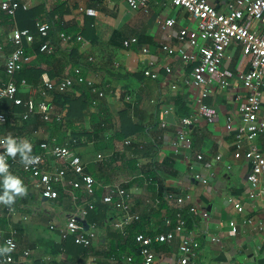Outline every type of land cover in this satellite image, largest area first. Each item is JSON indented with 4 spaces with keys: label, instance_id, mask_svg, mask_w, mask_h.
I'll return each mask as SVG.
<instances>
[{
    "label": "crops",
    "instance_id": "obj_1",
    "mask_svg": "<svg viewBox=\"0 0 264 264\" xmlns=\"http://www.w3.org/2000/svg\"><path fill=\"white\" fill-rule=\"evenodd\" d=\"M20 1L29 5V14L18 12L14 18L0 14L4 44L0 78H5V61L12 50L11 33L15 29L30 30L21 29L23 26L33 27L30 32L34 41L25 48H31L34 42L43 44L38 26L54 17L48 38L55 47L53 53L39 51L36 56L31 52L29 62L19 67L17 77L27 71V78H20V82L26 80L36 91L45 80L60 85L68 78L71 85L63 94H45L54 110L50 122L41 121L37 115L23 120V108L16 107L14 115L9 120L7 117L8 124L1 127L0 139L9 134L17 140L27 139L32 144L31 154H37V147L44 142L63 145L75 141L71 150L80 157L85 173L96 185L93 197L83 190L76 191V204L59 187L58 199L50 201L33 188V179L17 167L16 176L27 187V194L17 197L11 206L5 205L13 208L15 215L0 221L17 246L13 264H44L47 258L55 264H123V257L128 254L120 251L118 238L131 235L135 232L133 227L138 234L152 238L167 234L175 227L178 214L185 222L183 234L171 244L152 245L158 264H170L184 256L185 240L198 245L197 264H264V228L260 225L264 202L256 191L255 198H249L246 178L250 165L234 159L235 130L226 128L228 121L235 127L238 124V108L246 97L241 83L233 79L225 89L210 86L204 99L208 114L197 115L188 128L191 150L172 148L180 120L196 113L203 91L192 82L198 50L188 43L197 37V23L169 0H147L146 10H132L126 0ZM207 1L218 9L223 6L214 0ZM59 3L65 6L57 10ZM55 9L58 12L54 15ZM85 10H93L96 16H88ZM169 19L175 21V26L164 29L162 25ZM253 28L264 33V17L254 22ZM182 30L186 31L184 40L179 39ZM62 33L82 41L64 43L59 38ZM132 38L137 43L125 47L124 42ZM163 45L183 51L195 60L185 62L177 52L168 55L161 50ZM76 68L103 93L102 98L76 82ZM222 68L232 74L249 70L240 47L227 50ZM261 91L260 116L264 117V79ZM20 96L37 101L41 98L40 93L29 96L24 91ZM100 124H105L102 131ZM252 145L264 153V135ZM243 146L246 147L245 141ZM197 155L203 159L197 161ZM216 156H220V161H215ZM53 166L59 168L61 164L47 157L45 168ZM196 174L207 178L208 183L195 180ZM111 184L121 185L128 192L130 214L140 218L124 229L125 236L113 228L122 213L105 204L101 226L87 222L88 211L99 200L102 202L103 187ZM185 195L190 200L182 206L167 200V196ZM238 206L243 209L241 213ZM191 207L198 213H191ZM81 209L86 211L84 223L95 231V238L88 248L68 249L61 233L67 221ZM22 251H30L29 259L21 257ZM134 261L142 264L140 257Z\"/></svg>",
    "mask_w": 264,
    "mask_h": 264
},
{
    "label": "built area",
    "instance_id": "obj_2",
    "mask_svg": "<svg viewBox=\"0 0 264 264\" xmlns=\"http://www.w3.org/2000/svg\"><path fill=\"white\" fill-rule=\"evenodd\" d=\"M176 8L183 9L191 19L197 23V37L190 39L189 44L197 48L198 58L188 56L183 51H175L173 48L163 45L161 50L168 55H173L176 52L180 58L195 64L192 68V82L195 86L203 88L199 98L198 108L196 113L191 118H183L180 120V127L176 134L175 140L172 142V148L175 151H190L192 146L191 138L188 134V128L192 125L193 119L198 115L208 114V107L204 103L207 98L209 88L216 85L221 89H225L230 85L233 79L238 80L242 87L246 90L245 101L239 105V120L235 127L231 121L227 122L226 128L228 131L235 130L236 147L234 152L235 160H244L250 165V170L246 181L250 189L249 198L254 199L257 196L264 202V153L256 146L252 145L255 139L264 135V117L260 116L262 108V85L264 79V33L254 29L253 23L260 22L264 17V0H214L223 4L221 9L208 3L207 0H169ZM128 6L132 10H146L147 0H126ZM29 5L22 3L20 0H0V14H5L10 18H14L19 10L27 11ZM88 16H96L93 10H85ZM51 20L45 21L38 26L37 33L44 39L39 51L51 55L55 47L48 41L49 32L51 29ZM175 26L173 19L166 20L162 25L164 29ZM10 44L12 50L7 56L4 66L5 78H0V128L5 126L7 115L3 110L5 102H11L16 107H22L23 113L21 119L27 120L32 116L37 115L41 121L48 123L54 116L53 106L46 99L45 94L49 91L58 94L65 93L66 89L71 85L70 79H65L62 84L57 85L54 82L45 80L43 87L36 91L35 88L29 86L25 81L17 83L15 76L21 65L29 62V57L25 55V45H31L34 41V36L29 30L15 29L10 36ZM186 31H180V40H184ZM59 38L64 43L73 41H82L80 37H70L65 33L59 35ZM137 43L135 38L124 42L125 47ZM231 46L241 48L242 54L247 58L249 70L232 74L228 70L222 68L227 50ZM4 50L2 42V26L0 22V53ZM146 52V50H143ZM73 73L76 76V82L87 86L90 91L98 98L103 97V93L94 87L93 82L85 79L81 75V70L76 68ZM148 74V73H147ZM153 78L156 76L152 75ZM33 96L34 93H40L41 98L37 101L30 97L23 99L21 92ZM168 114V112H164ZM214 116L210 117L213 119ZM162 126H165L164 124ZM243 141L246 142V147L243 146ZM71 144L57 143H42L40 145L41 152L32 154L38 156L39 161L35 164L25 165L19 156L15 158L6 156L3 147H0V155L6 156V161L9 164V171L16 175V168L29 175L33 179V188L38 191L43 198L50 201L58 199L57 188H61L71 199L73 204L79 201L76 191L83 190L89 197L95 194V181L85 173L83 163L78 155L72 152ZM47 157H51L54 162L61 164V167L45 168ZM100 158V157H99ZM98 158V159H99ZM202 155H197L196 160L201 161ZM215 161H220V156L215 157ZM210 168V165H208ZM227 169H230L228 166ZM73 176L75 180H69L68 177ZM195 180L202 184H207V178H202L198 174L194 176ZM105 194L102 198V203L120 211L122 215L113 223V228L119 231L123 236L124 229L131 224L139 221V216L130 214V195L118 184L104 186ZM168 201H175L179 206L190 200L188 195L182 197L167 196ZM4 210L6 213H4ZM191 213H198L194 207L190 209ZM242 207L238 206L237 211L242 212ZM15 215L13 208L0 204V221L4 218L11 219ZM86 211L78 210L76 214L67 221L65 229L61 233V240L67 241L72 239L74 244L84 248L90 247L95 238V231L86 227L84 220ZM251 221H249V224ZM264 228V219L260 223ZM234 226L233 223L230 224ZM185 230V222L181 215H177V223L175 227L167 234L157 235L155 237L144 236L137 234L134 238V243L138 249V255L141 258L142 264H158L155 252L152 245L156 244H171L176 237L183 234ZM11 241L14 249L6 257H0V264H13L14 256L18 253L14 237L6 235L3 227L0 225V246L6 241ZM184 256L170 264H197L196 250L198 245L190 240L183 242ZM30 251H22L21 257L29 259ZM44 264H55L50 258H47ZM123 264H136L131 255L123 257Z\"/></svg>",
    "mask_w": 264,
    "mask_h": 264
},
{
    "label": "clouds",
    "instance_id": "obj_3",
    "mask_svg": "<svg viewBox=\"0 0 264 264\" xmlns=\"http://www.w3.org/2000/svg\"><path fill=\"white\" fill-rule=\"evenodd\" d=\"M0 147H3L6 156L15 158L19 155L25 165L35 164L39 161L38 156H33L32 144L27 140H17L12 135H7L0 139ZM5 155H0V204L11 206L17 197H23L27 194V187L23 181L9 171V164ZM14 249L12 242L6 241L0 246V257H6Z\"/></svg>",
    "mask_w": 264,
    "mask_h": 264
},
{
    "label": "trees",
    "instance_id": "obj_4",
    "mask_svg": "<svg viewBox=\"0 0 264 264\" xmlns=\"http://www.w3.org/2000/svg\"><path fill=\"white\" fill-rule=\"evenodd\" d=\"M64 6H65V3H59V4H57L56 7H57V10H59V9H62ZM27 11L19 10L18 11L19 13L18 12L17 13L19 15H27V14H29ZM57 12H56V9H55V11H54L53 14L55 15V13H57ZM17 13H16V15H17ZM50 20L54 23L55 18L54 17H52V18L50 17ZM33 25H34V23H33ZM24 28H28L30 30H33V27L32 28H29L27 26L21 27V29H24ZM34 43L35 44L32 45L31 48H27V47L25 48V55L26 56H28V57H29V55L31 56V52L32 53H35L36 56L39 54V49H40V47H41L42 44H41V42H34ZM15 78H17L16 81H18V82H20V80H21L20 78L26 79L27 78V71H25V70L22 71L21 76H19V77H17V74H16ZM24 81L26 82V80H24ZM57 98H61V97H57ZM15 108H16V106L13 105L10 102H5L3 104V110L6 113V115L8 117V120H9V117L10 116H13L14 113H15V111H17V109H15ZM8 122L6 124H8ZM104 125L105 124H100V130L101 131L103 129L102 126H104ZM39 151H40V148L37 147L36 153L38 154ZM99 202L100 203L97 202V204L93 205L92 208L90 209V211H88V213H87V222H88V224H90V225H92L94 227L95 226L96 227L101 226V224H102V218L104 217V213L106 211V206L101 202V200H99ZM172 226H174L173 221H172ZM133 229L135 230V232H132L131 235H129L128 237H125V238H122V237L119 236L120 238H118V240H119V242L121 243V246H122L120 251L122 253H126L128 255L133 256V258H135V260H137V257L139 258V255H138V249H137V247H136V245L134 243V238H135V236L138 233L136 232V227L135 228L133 227L132 230ZM67 242H68V244H67L68 249L69 248L72 249L73 247H77V249H79V248L85 249L84 247L75 245L72 239H68Z\"/></svg>",
    "mask_w": 264,
    "mask_h": 264
}]
</instances>
